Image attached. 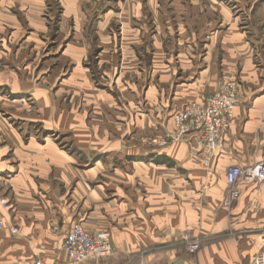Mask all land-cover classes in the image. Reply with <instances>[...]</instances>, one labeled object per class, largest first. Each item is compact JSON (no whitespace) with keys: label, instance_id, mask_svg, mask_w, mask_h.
I'll return each mask as SVG.
<instances>
[{"label":"crops","instance_id":"crops-1","mask_svg":"<svg viewBox=\"0 0 264 264\" xmlns=\"http://www.w3.org/2000/svg\"><path fill=\"white\" fill-rule=\"evenodd\" d=\"M20 1L27 3L23 16L31 0ZM14 2L0 0V198L6 201L0 221L17 232L0 228V264L37 257L44 264H72L61 244L75 222L88 232L109 231L111 245L103 258L76 264H248L264 240V185L241 183L237 200L231 206L223 201L226 168L264 160V63H257L256 45L245 41L246 62L238 72L245 84L238 81L241 94L210 166L184 142L155 147L144 140L170 130L174 112L218 88L212 37V44L227 47L218 69L225 57L223 68L232 75L234 48L243 36L237 16L225 9L229 19L221 20L228 26L213 34L199 19V49L185 46L186 36H168L164 48L161 31L144 35L131 27L136 4L120 7L118 32L107 29L106 17L89 41L76 26L66 29V22L76 21L80 0H61L63 31L72 36L52 58L53 67L40 72L30 53L39 50L45 23L21 18ZM180 16L176 26L181 22L178 29L189 32ZM147 40L151 47L142 60L139 48ZM211 54L213 62L207 61ZM115 63L120 71L145 76L148 110L119 76L115 85L124 89L117 92L101 83ZM158 107L167 111L163 121L151 112ZM157 156L169 163L155 161ZM194 237L203 243L190 255L186 241Z\"/></svg>","mask_w":264,"mask_h":264},{"label":"rangeland","instance_id":"rangeland-1","mask_svg":"<svg viewBox=\"0 0 264 264\" xmlns=\"http://www.w3.org/2000/svg\"><path fill=\"white\" fill-rule=\"evenodd\" d=\"M14 1L16 2H14L12 10L21 18L28 15L37 16L45 23L46 29L45 32H43V36L45 38L39 37L40 41H43L39 42V50L37 52H33L34 50L31 49L30 53V55L33 53L32 58L36 57L33 64L36 65L39 63L36 67V70L45 72L49 70V68L53 67L54 60L52 58L56 57L57 52L65 48L67 42L72 36L69 35L70 32L68 33L67 30L63 31V24L61 22L64 19L62 18V2L61 0H31L29 11L24 9L22 16L21 10H23V6L24 8L27 6V3L23 2L22 5L20 0ZM124 3L127 5H137L135 6L137 19L131 22V27H139V29L144 32V35H151L152 32L155 33L158 30L161 31L162 46L164 48L166 47L165 43L167 42L166 40L168 36L172 37L174 40L181 37L183 38V41L184 36H186L185 46L188 48L189 46H192L193 48L198 47L199 49L202 47V45L199 44L198 40L203 35V32L201 33V31L198 35L197 27L199 25V19L202 21V24H204L206 31L213 34L217 27H221L223 30L227 28L228 24L221 19L224 18L228 20V13H230L232 17H234V15L237 16V30L243 36H241L242 38H238L237 46L234 48L235 66L233 71H231L232 75L229 74L228 70L223 68V66L227 63L225 57L222 62V71L218 69L220 68L219 65H221L218 57L219 55L225 53L227 47L223 46L224 48L220 49L218 44H212V41L214 42L215 38H211L210 49L212 50L213 47L215 50L214 47L217 46L215 64L216 72L218 71L219 76L221 75V82L228 79H235L239 82H242L238 78V72H240L242 66H245L241 64L246 62V40L256 45L255 57L258 61L257 63L260 62V65L264 63V0H80L76 11V21L75 23H73L72 20L66 22V29L71 28L70 31L73 32L72 30L76 26L77 31H85V33H83V37L86 35L84 38H88L87 40L91 41L90 37L94 35L93 31L98 29L97 25H99V20H106L107 17L109 18L107 29L109 28L110 32L112 33L118 32L120 29V23L118 22L120 13L118 12H120V7L122 9ZM150 3H152V6L149 5ZM106 9H109V12L107 13L108 15L104 13L107 12L105 11ZM225 9H229L228 13L225 11ZM196 10H199L198 14H200V17L196 13ZM176 15H181L180 18L177 17V21H180V19L183 22L185 21V25H188L191 31L189 30V32H184V29H178V25L182 27V23L179 22L176 26V19H174ZM203 19H205L206 22L203 21ZM234 21L232 24H234ZM166 23L168 24V31L166 28ZM24 26H26V21ZM26 31L27 30L24 28V32ZM183 32L189 36L187 37V35H185ZM224 40L230 41L228 38H225ZM32 43L33 40H31V47L33 46ZM118 45L119 44H116L117 48ZM89 47L90 48L88 49L91 51L92 46L90 45ZM150 47L151 42L148 40L141 44L139 49L141 50L140 54L143 56L142 60L144 59L145 55L142 53H144L145 50L150 49ZM196 55H198L197 52ZM44 60H47V62H45L44 67H41ZM194 60L199 62L197 56L194 58ZM207 61L213 62L212 54L210 59ZM34 65H32V67ZM117 65L118 63H115L113 65V70L110 68L108 71H106L107 75L104 73H102V76H100L101 73H99V75L97 74V77L100 76L101 83H105L110 89H112L114 92H117L118 88V90L124 89V86L121 84H118L117 86L115 85V79L117 76H119L120 79L124 81L125 84H127L126 89H128L130 92L136 91V93L140 95V98L138 99L142 103V108L148 110L149 105L144 104L145 76H142L141 73L139 74V71H120ZM108 66L109 65H107L106 68H108ZM242 83L245 84L244 81ZM1 88L3 91H5V87ZM154 110L156 111L155 115L157 116L158 120L163 121L164 118L167 117L166 109H161L158 107L157 110L152 109L151 112L154 113ZM261 185H264V183L256 185V187H260Z\"/></svg>","mask_w":264,"mask_h":264},{"label":"built area","instance_id":"built-area-1","mask_svg":"<svg viewBox=\"0 0 264 264\" xmlns=\"http://www.w3.org/2000/svg\"><path fill=\"white\" fill-rule=\"evenodd\" d=\"M241 84L235 79L222 81L218 88L199 101L186 103L179 111L172 115V128L162 134L148 136L145 143L155 147H162L170 142H184L189 148H197L205 166H210L215 155L221 151L229 128L233 110L240 94ZM226 194L223 203L231 206L239 197V185L250 183L259 185L264 183V160H256L249 165H229L225 171ZM1 193V186H0ZM2 205L6 204L3 197ZM0 228L14 234L17 228L4 225L0 221ZM57 230V226L53 227ZM110 234L107 230L88 232L81 223L75 222L63 237L61 249L72 264L80 263L89 256L101 259L111 250ZM203 239L190 238L186 241V250L194 255L202 246ZM16 264H44L40 258L30 262ZM249 264H264V240L258 252L250 259Z\"/></svg>","mask_w":264,"mask_h":264},{"label":"trees","instance_id":"trees-1","mask_svg":"<svg viewBox=\"0 0 264 264\" xmlns=\"http://www.w3.org/2000/svg\"><path fill=\"white\" fill-rule=\"evenodd\" d=\"M155 161L157 162H164V163H169V161L167 159H165L164 157H160V156H157L155 158Z\"/></svg>","mask_w":264,"mask_h":264}]
</instances>
